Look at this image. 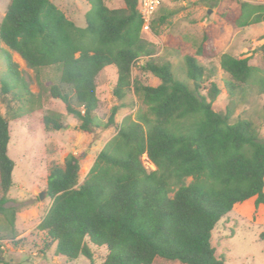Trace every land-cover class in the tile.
<instances>
[{"label": "trees", "instance_id": "obj_1", "mask_svg": "<svg viewBox=\"0 0 264 264\" xmlns=\"http://www.w3.org/2000/svg\"><path fill=\"white\" fill-rule=\"evenodd\" d=\"M88 2L84 26L55 0H11L0 22V94L5 105V113L0 108V213L15 230L17 209L5 206L15 168L9 154L11 121L41 114L47 129H61V113H44L46 101L54 98L78 117L81 130L91 131L100 126L97 78L113 66L118 73L115 97L122 100L133 92L144 107L118 124L82 182L80 156L72 153L63 165H52L46 186L51 204L36 227L47 236L41 252L56 244V253L69 261L80 256L93 261L90 244H95L108 250L101 264H154L158 258L225 264L212 243L219 220L250 198L256 207L264 204L259 128L248 118L233 121L231 107L223 111L215 105L221 89L211 80L216 70L207 74L201 61L209 56L206 40L185 56L178 73L144 38L139 0H124L119 8L109 7L106 0ZM238 4L234 20L239 26L264 21V3ZM163 10L153 19V33L174 13ZM14 52L33 70L38 91L31 88ZM262 53L263 66L251 64L250 56L222 55L231 97L255 89L264 93V43ZM135 64L160 83L133 76ZM119 107H113L107 127L116 124ZM145 155L154 168L146 166ZM260 238L264 240V229Z\"/></svg>", "mask_w": 264, "mask_h": 264}, {"label": "rangeland", "instance_id": "obj_2", "mask_svg": "<svg viewBox=\"0 0 264 264\" xmlns=\"http://www.w3.org/2000/svg\"><path fill=\"white\" fill-rule=\"evenodd\" d=\"M11 0H0V22L6 14ZM239 0H164L158 8L155 18L164 14V8L174 11L166 23L157 24L158 33L144 32L143 36L157 47L156 56L171 60L174 69L182 70L187 54L196 53L201 42L206 40L208 58L201 61L209 71L216 70L211 80H215L221 92L215 100L218 109L226 111L232 108V120L248 118L259 128L264 141V93L255 89L245 96L231 97L226 89V74L221 67L224 53L234 56H250L251 64L263 66L262 44L264 43V21L249 26H239L234 18L239 14ZM253 4H262L264 0H243ZM59 7L78 25L84 26L85 15L90 9L88 0H55ZM111 8L123 7L124 0H106ZM14 60L30 81L31 88L38 91L32 69L17 53ZM142 76L143 82L151 85L160 83V78L150 71L142 72L135 64L133 76ZM118 79L117 69L105 68L97 78L98 95L101 105L97 111L100 126L91 131L79 128V119L75 114L67 113L65 105L59 100L49 98L44 113L53 110L61 113L64 126L59 130H50L37 116L11 121V141L9 154L15 161L13 186L9 191L6 207H14L16 228L9 225L5 214L0 213V264H101L108 250L90 244L93 261L85 256L69 261L56 253V244L42 253L47 236L37 230V225L50 207L51 199L47 192L44 198L40 194L46 190L47 179L53 164L63 165L69 154L80 156V182L84 180L93 166L99 152L117 133L118 124L144 107L142 101L133 92H128L120 100L113 94ZM209 85L210 81H206ZM69 91L73 105L79 109L72 89ZM115 105H120L115 116L116 124L107 123ZM0 108L5 113V105L0 94ZM41 117V116H40ZM147 167L155 166L144 156ZM264 229V204L256 207L255 198L236 204L234 209L223 216L212 232V243L220 258L225 256V264H264V240L260 233ZM154 264H183L158 258Z\"/></svg>", "mask_w": 264, "mask_h": 264}, {"label": "built area", "instance_id": "obj_3", "mask_svg": "<svg viewBox=\"0 0 264 264\" xmlns=\"http://www.w3.org/2000/svg\"><path fill=\"white\" fill-rule=\"evenodd\" d=\"M164 0H139V10L143 20L142 31L152 32L154 16ZM147 158V156L145 155Z\"/></svg>", "mask_w": 264, "mask_h": 264}, {"label": "water", "instance_id": "obj_4", "mask_svg": "<svg viewBox=\"0 0 264 264\" xmlns=\"http://www.w3.org/2000/svg\"><path fill=\"white\" fill-rule=\"evenodd\" d=\"M46 190H44L41 194H40V198L42 199V198H44L45 197V195H46Z\"/></svg>", "mask_w": 264, "mask_h": 264}, {"label": "clouds", "instance_id": "obj_5", "mask_svg": "<svg viewBox=\"0 0 264 264\" xmlns=\"http://www.w3.org/2000/svg\"><path fill=\"white\" fill-rule=\"evenodd\" d=\"M155 17V16H154ZM153 32V31H152Z\"/></svg>", "mask_w": 264, "mask_h": 264}]
</instances>
